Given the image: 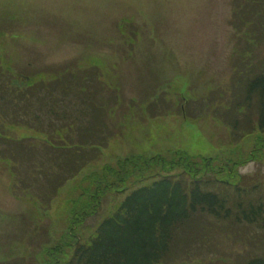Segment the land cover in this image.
<instances>
[{"label":"rangeland","instance_id":"374dc122","mask_svg":"<svg viewBox=\"0 0 264 264\" xmlns=\"http://www.w3.org/2000/svg\"><path fill=\"white\" fill-rule=\"evenodd\" d=\"M0 68V83L19 85L40 114L39 120L24 110L17 119L0 115V124L20 144L17 150L0 142V264H51V247L94 234L145 182L129 173L127 189L104 192L101 206L88 215L90 199L80 194L97 187L83 177L106 173L108 164L118 168L119 159L133 155L162 154L171 163L174 152L186 151L214 166L221 163L250 187L257 185L251 195H264V134L243 137L237 131L249 113L237 104L248 80L264 70V0H0ZM21 75L32 81L24 83ZM78 83L96 90L90 104L89 91L80 92ZM7 92L9 100L19 94ZM88 106L100 110L99 121ZM257 115L255 106V124ZM48 123L66 126L56 130L60 145L50 142ZM46 144L91 156L58 194L53 184L70 173L63 166L70 155L51 153ZM95 150L100 154L90 152ZM157 171L147 172L149 181ZM196 219L179 232L162 264L264 258V227L206 214ZM61 255L67 264L72 250L66 247Z\"/></svg>","mask_w":264,"mask_h":264},{"label":"trees","instance_id":"16d2710c","mask_svg":"<svg viewBox=\"0 0 264 264\" xmlns=\"http://www.w3.org/2000/svg\"><path fill=\"white\" fill-rule=\"evenodd\" d=\"M250 1L257 2V0ZM84 71L85 74L92 72L90 69H84ZM24 83L27 82L24 81ZM70 83L63 84L65 91L71 88L68 89ZM56 84L54 81L51 82L50 88L55 89ZM78 86H81L80 92L89 91L88 95L85 94L89 97L90 104L96 90H91L90 84L82 86L81 83H78ZM11 89L19 94L13 93L15 95L9 100L10 94L7 91L12 92ZM23 91L19 85L11 81L0 83L1 116L10 114L17 119L20 112L24 110L26 113L29 112L24 115L34 116L36 120L40 119V114L35 112V108L32 106L30 95L24 94ZM35 100L36 98L33 101ZM255 106L258 108L256 124L250 116L254 112ZM99 107L101 109V106ZM245 108L249 109V113L245 116L248 120L242 122V125L245 123V126L243 125L237 131H240L239 133L243 137L252 135L255 131L264 134V70L248 80L245 97L242 102L237 104L238 110L243 111ZM47 110L49 111V109H45L43 112H48ZM88 113L97 121L101 118L100 110L94 107L89 108L88 106ZM65 118L71 119L72 116ZM47 121L43 122V126ZM238 122V120L235 121V125H232L233 128H237ZM12 123L20 122L16 120ZM72 124L75 125V123ZM52 126L48 123L47 129L44 130L50 135L52 144L60 145V142L55 140L58 137L56 130L64 129L66 126L58 128L56 125ZM84 133L86 132L81 131L82 135ZM4 140L10 142V145L17 150L20 147V144L10 137V132L1 123L0 142ZM25 145L23 144V146ZM46 145L51 153L71 154L63 148L56 149L49 144ZM77 149L72 152L73 155H76V162L70 161V156L74 157L73 155L69 156L68 161V156L65 158L62 156L65 159L63 166L70 173L60 177L59 180L55 178L54 194H58L70 178L76 177L83 168L92 162L87 159L90 155H83V152H88L87 150L81 152L80 149L77 152ZM1 150L0 148V159H4L1 156ZM90 152L100 154L97 150ZM173 157H175L172 159L174 161L171 160V163H167L166 157L162 154L153 157L133 155L126 159H119L118 168L108 164L106 173L101 174L96 170L90 176H84L83 180L94 181V186L97 187L93 194H91V189L87 191V188L80 194H88V199H90L88 215L101 206L104 192L112 190L123 193L127 189L126 182L131 178L129 173L134 175V180L145 183L131 190L121 201L117 210L105 218L90 237L82 238L79 235L72 239L71 243L60 242L51 247L49 255L51 259L55 260L51 264L62 263L61 253L66 247L72 250V256L67 264H162L169 261L167 259L170 257L172 247L176 244L179 232L185 226H193L192 223H197L196 217L200 218L201 214L209 215L219 222L227 220L233 223L258 224L264 227V195L253 196L250 194L257 189V185L250 187L249 181H246L244 177L237 178L234 171L224 170L225 167H222L221 163L214 166L209 162V159L201 157L198 160V156L189 155L186 151H176L173 153ZM154 167L158 171L154 176H151L153 178L149 181L147 172H153ZM110 176H113L115 180L111 182ZM32 196L37 199L36 195L32 194ZM50 198L49 203L51 204L53 198ZM78 211L77 208H74L72 218L74 224ZM188 236L191 241L195 238L192 234ZM63 239L65 236L61 240ZM182 243L184 244V242ZM251 263L264 264V258H251L248 264Z\"/></svg>","mask_w":264,"mask_h":264}]
</instances>
